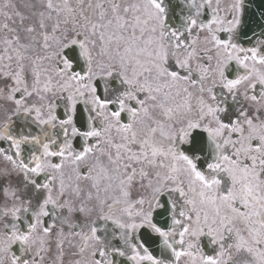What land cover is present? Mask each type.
<instances>
[{"label": "snow or ice", "instance_id": "snow-or-ice-1", "mask_svg": "<svg viewBox=\"0 0 264 264\" xmlns=\"http://www.w3.org/2000/svg\"><path fill=\"white\" fill-rule=\"evenodd\" d=\"M0 264H264V0H0Z\"/></svg>", "mask_w": 264, "mask_h": 264}]
</instances>
